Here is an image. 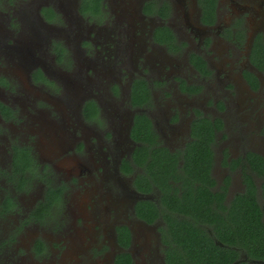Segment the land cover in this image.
Returning a JSON list of instances; mask_svg holds the SVG:
<instances>
[{
	"label": "flooded vegetation",
	"instance_id": "1",
	"mask_svg": "<svg viewBox=\"0 0 264 264\" xmlns=\"http://www.w3.org/2000/svg\"><path fill=\"white\" fill-rule=\"evenodd\" d=\"M165 28L174 46L162 41ZM258 43L264 0H0V264L22 259L17 232L55 219L64 197L81 190L92 194V212L72 217L91 225L78 237L87 264H117L120 253L132 264L143 253L168 264L166 214L192 219L183 211L191 212L195 192L221 194L229 208L252 180L262 203L264 174L253 166L264 161ZM136 84L146 89L138 102ZM137 115L177 161L160 186L134 161ZM204 124L214 133L206 181L181 170ZM139 174L151 186L137 185ZM20 194L31 197L24 207ZM53 195L57 202L39 209ZM141 201L156 206L153 221L137 211ZM31 247L51 252L43 238Z\"/></svg>",
	"mask_w": 264,
	"mask_h": 264
},
{
	"label": "trees",
	"instance_id": "2",
	"mask_svg": "<svg viewBox=\"0 0 264 264\" xmlns=\"http://www.w3.org/2000/svg\"><path fill=\"white\" fill-rule=\"evenodd\" d=\"M164 32L165 38L162 41L174 46V35L166 28ZM254 53L264 66V45L258 43ZM144 98H146V89L144 86L136 84L133 89L134 102ZM132 134L138 142L142 143L134 152L135 163L142 166L153 181L160 186L166 181V178L168 179L164 173L174 170L177 167V161L166 149L152 143L154 131L146 116H136ZM194 137L195 140L187 148L181 170L187 174L196 173L198 177L206 181L207 177L209 179V164L213 156L210 144L214 140V133L210 125L204 124L200 128H194ZM253 166L260 174H264L263 160H257ZM123 167L127 172L131 169L129 163L126 162ZM146 179L148 180L147 177L144 178L142 174H139L137 185L140 187L146 184L151 186ZM255 188L250 180L248 190L239 194L229 208L222 206L223 195L201 190L192 196L195 205L190 206L191 212L183 211L185 214L189 213L192 219L166 214L170 228V234L164 236V242L168 245L167 263L236 264L235 262L239 261V264H264V201L262 203L258 201L257 188ZM58 198V195L47 198L45 202L41 203L39 209L47 210L57 202ZM188 198L190 199V196ZM214 202H217L218 207L225 212H220L219 208H215ZM137 211L149 221H153L159 213L156 206L151 205L149 201H141ZM200 220L211 227L213 235L207 231L203 224H200ZM122 238L126 240L125 235ZM128 244L129 242L126 241L123 243L124 246H128ZM241 254L244 259H241ZM116 263L132 264L131 255L128 253L118 254Z\"/></svg>",
	"mask_w": 264,
	"mask_h": 264
},
{
	"label": "rangeland",
	"instance_id": "3",
	"mask_svg": "<svg viewBox=\"0 0 264 264\" xmlns=\"http://www.w3.org/2000/svg\"><path fill=\"white\" fill-rule=\"evenodd\" d=\"M185 17L187 16H184V20L186 21ZM167 60L183 61L184 58L180 55L173 56L172 54H168ZM261 93L264 95V86L262 87ZM262 99L263 105L261 110L264 107V97ZM256 116L258 121L262 120L264 122L263 112H260L259 116ZM231 121L236 124L234 115L231 117ZM258 127L260 130L258 129L256 134L261 137L259 142V150L264 153V123L261 127L258 125L256 128ZM57 166L59 167V164ZM219 168L224 172V169H222L220 166ZM20 195L22 207H24L29 203L31 197L24 194ZM91 197L92 194L90 192L83 190L76 193H70L64 197L61 203L58 204L59 207L56 210L58 213L56 214L57 216L55 219L47 220L39 224H31L30 226H27L21 231L17 232L16 236L18 242H16V246L19 247V250L22 253L21 255H23L21 256L22 259L18 260L17 263L27 264L32 262L33 264H87L89 262L88 252L84 251L81 241H78V237L82 236L83 231H86V229L88 230L91 225H87V221H82L81 218H79V221H75L72 217V214H77L87 218L89 212H92V209H89L92 201ZM61 220L64 221L62 222V225L60 224ZM57 225L66 227L67 231L64 232V228ZM37 237L43 238L49 243L51 252H49L47 257L37 256L32 252V247L30 248V245L32 240ZM64 238L67 240L65 241ZM72 239L74 241H72ZM60 243H62V245H60ZM100 243L101 242L97 244ZM16 246L14 245L15 248ZM105 253L106 252H104L103 255H105ZM143 255L144 256L142 258L139 257V255L135 257L140 264H154L155 259L152 254L145 255L143 253ZM139 258H141L142 261H140ZM99 259L100 257L97 255L94 257V261H99Z\"/></svg>",
	"mask_w": 264,
	"mask_h": 264
}]
</instances>
